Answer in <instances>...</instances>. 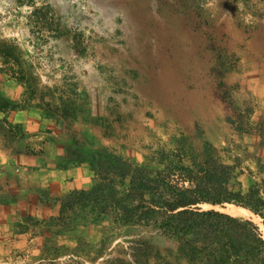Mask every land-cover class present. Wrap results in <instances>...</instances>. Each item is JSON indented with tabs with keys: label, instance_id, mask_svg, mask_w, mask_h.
<instances>
[{
	"label": "rangeland",
	"instance_id": "1",
	"mask_svg": "<svg viewBox=\"0 0 264 264\" xmlns=\"http://www.w3.org/2000/svg\"><path fill=\"white\" fill-rule=\"evenodd\" d=\"M0 39L30 66L18 71L24 83L0 75L15 107L0 112V162L11 159L0 165L10 179L0 190V264H74L81 243L102 249L94 264H106L142 236L107 220H55L53 198L93 184L85 164L55 168L72 137L141 162L146 146L170 148L183 133L228 160L232 129L264 124V0H0ZM40 98L66 118L47 115ZM245 141L252 152L260 138ZM19 169L33 181H18Z\"/></svg>",
	"mask_w": 264,
	"mask_h": 264
},
{
	"label": "trees",
	"instance_id": "2",
	"mask_svg": "<svg viewBox=\"0 0 264 264\" xmlns=\"http://www.w3.org/2000/svg\"><path fill=\"white\" fill-rule=\"evenodd\" d=\"M28 67L18 48L0 39V75L24 83L27 80L18 71L23 73ZM38 104L50 117L66 118L65 111L52 108L50 102L40 98ZM14 108L0 94V112ZM232 131L233 146L222 150L229 161L222 159L221 150L212 143L203 140L197 146L183 133L171 138L170 148L146 146L141 162L114 148L94 147L72 137L55 168L85 164L93 184L53 198L55 220H107L116 233L142 235L119 248L106 264H264L260 226L251 219L202 208H242L256 216L264 229V161L256 155L264 151V124L236 125ZM203 134L197 128L199 140ZM245 136L260 138L255 152L249 150ZM155 236L176 246L175 252L167 249L163 255L152 243ZM91 250L89 244L77 245L70 253L71 263L94 264L103 257L102 249L95 255Z\"/></svg>",
	"mask_w": 264,
	"mask_h": 264
},
{
	"label": "crops",
	"instance_id": "3",
	"mask_svg": "<svg viewBox=\"0 0 264 264\" xmlns=\"http://www.w3.org/2000/svg\"><path fill=\"white\" fill-rule=\"evenodd\" d=\"M9 161H11V159H9L8 157H5L4 159H2L1 160V162H0V165H3V167H8V165H9ZM21 169H23V168H21ZM20 170V169H19ZM23 172L20 170V172H19V174H18V181H21V183L23 182V183H26V182H30L31 180L33 181V178H34V176L32 175L31 176V178H29V180H27L28 178H27V176H25V178H23V174H22ZM23 175V176H22ZM23 179H25V181H23ZM39 180V176H38V178H37V181ZM9 181H10V179H8V182H7V178L6 179H4L3 178V176H1V174H0V190H2V191H4V192H9L10 190H9ZM9 186V187H8ZM9 190V191H8ZM25 191H27V190H24V188L23 189H21L19 192H17V191H15V198L16 199H18V196L16 195V193H18V194H22L23 192H25ZM20 197V196H19ZM17 203H15V205H16ZM2 209V208H1ZM5 209H7V208H5ZM1 210H0V214H1Z\"/></svg>",
	"mask_w": 264,
	"mask_h": 264
},
{
	"label": "bare ground",
	"instance_id": "4",
	"mask_svg": "<svg viewBox=\"0 0 264 264\" xmlns=\"http://www.w3.org/2000/svg\"><path fill=\"white\" fill-rule=\"evenodd\" d=\"M215 209L221 210L222 212H224V213H226L228 215L237 217V218H247V219H251L258 226H260L261 229L264 231L263 227L261 226L260 220L256 216H254L252 213H250L249 211H247V210H244L242 208L235 207V206H232V205H226L224 208L215 207Z\"/></svg>",
	"mask_w": 264,
	"mask_h": 264
},
{
	"label": "water",
	"instance_id": "5",
	"mask_svg": "<svg viewBox=\"0 0 264 264\" xmlns=\"http://www.w3.org/2000/svg\"><path fill=\"white\" fill-rule=\"evenodd\" d=\"M211 209H213V208H211ZM218 211V210H217ZM262 226V225H261Z\"/></svg>",
	"mask_w": 264,
	"mask_h": 264
}]
</instances>
